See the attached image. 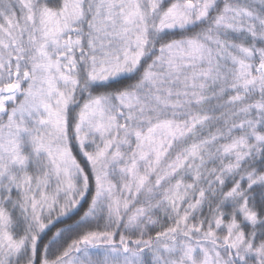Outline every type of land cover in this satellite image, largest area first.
Segmentation results:
<instances>
[{"label": "snow or ice", "instance_id": "obj_1", "mask_svg": "<svg viewBox=\"0 0 264 264\" xmlns=\"http://www.w3.org/2000/svg\"><path fill=\"white\" fill-rule=\"evenodd\" d=\"M0 264H264V0H0Z\"/></svg>", "mask_w": 264, "mask_h": 264}, {"label": "trees", "instance_id": "obj_2", "mask_svg": "<svg viewBox=\"0 0 264 264\" xmlns=\"http://www.w3.org/2000/svg\"><path fill=\"white\" fill-rule=\"evenodd\" d=\"M68 223H72V221H71V220H69V221H68ZM60 226H61V227H63L64 225H60Z\"/></svg>", "mask_w": 264, "mask_h": 264}]
</instances>
